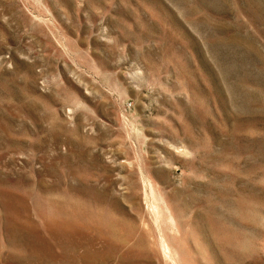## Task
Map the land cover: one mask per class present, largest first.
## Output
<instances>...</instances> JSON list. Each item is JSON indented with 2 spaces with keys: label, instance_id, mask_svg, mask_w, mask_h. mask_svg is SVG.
Returning a JSON list of instances; mask_svg holds the SVG:
<instances>
[{
  "label": "rangeland",
  "instance_id": "rangeland-1",
  "mask_svg": "<svg viewBox=\"0 0 264 264\" xmlns=\"http://www.w3.org/2000/svg\"><path fill=\"white\" fill-rule=\"evenodd\" d=\"M0 264H264V0H0Z\"/></svg>",
  "mask_w": 264,
  "mask_h": 264
}]
</instances>
